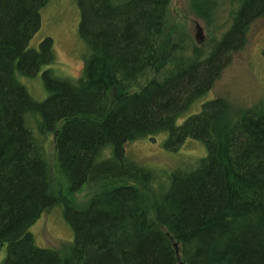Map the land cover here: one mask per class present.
Instances as JSON below:
<instances>
[{
	"label": "trees",
	"instance_id": "1",
	"mask_svg": "<svg viewBox=\"0 0 264 264\" xmlns=\"http://www.w3.org/2000/svg\"><path fill=\"white\" fill-rule=\"evenodd\" d=\"M49 1L0 0V264H264V100L235 119L220 99L192 111L264 0H239L208 51L163 44L171 0H73L75 79L53 75L50 37L31 45ZM38 75L36 100L26 85ZM51 135L68 192L99 191L82 209L52 191ZM157 136L169 151L201 141L206 154L155 178L128 147ZM58 206L73 234L66 254L29 232Z\"/></svg>",
	"mask_w": 264,
	"mask_h": 264
},
{
	"label": "rangeland",
	"instance_id": "2",
	"mask_svg": "<svg viewBox=\"0 0 264 264\" xmlns=\"http://www.w3.org/2000/svg\"><path fill=\"white\" fill-rule=\"evenodd\" d=\"M239 0H171L166 19L163 44L173 41L195 40V24L202 29V40L198 43L205 51L216 45L223 32L230 24L231 14L236 11ZM73 0H50L41 15V26L31 43L37 48L44 37L52 39L54 60L50 67L58 78L79 77L83 59V45L78 37V15ZM79 13V12H78ZM34 80V81H33ZM30 80L26 85L33 98L39 100L36 93L43 91L40 76ZM36 96V97H35ZM213 99L227 103V116L235 119L249 108H253L264 100V15L256 18L246 29L240 47L230 51L225 63L208 91L193 108L200 109V104ZM197 108V109H196ZM229 118H227L228 120ZM183 118L179 119L181 122ZM165 136L143 139L130 143L128 149L136 161L151 171L155 178L166 171L191 169L196 160L206 154L201 141L189 139L177 151L164 149ZM202 144V145H201ZM50 176L52 191L61 198L62 206L75 209L84 208L93 195L99 191L90 185L80 191L68 192L67 182L59 173L55 162V149L51 135L48 143ZM164 175V176H165ZM142 192L151 191L149 184H137ZM151 204V202L149 201ZM34 242L38 247L66 254L70 249L73 234L63 216L60 206L50 208L30 226ZM5 258V248L0 250V263Z\"/></svg>",
	"mask_w": 264,
	"mask_h": 264
},
{
	"label": "water",
	"instance_id": "3",
	"mask_svg": "<svg viewBox=\"0 0 264 264\" xmlns=\"http://www.w3.org/2000/svg\"><path fill=\"white\" fill-rule=\"evenodd\" d=\"M195 28H196L195 40L196 42H200L202 40V29L197 23L195 24ZM179 264H183V263L180 262Z\"/></svg>",
	"mask_w": 264,
	"mask_h": 264
}]
</instances>
